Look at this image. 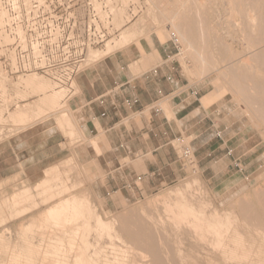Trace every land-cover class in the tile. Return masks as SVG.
Listing matches in <instances>:
<instances>
[{
  "label": "bare ground",
  "instance_id": "1",
  "mask_svg": "<svg viewBox=\"0 0 264 264\" xmlns=\"http://www.w3.org/2000/svg\"><path fill=\"white\" fill-rule=\"evenodd\" d=\"M92 2L94 9L98 11L100 16L102 15L104 18L105 15L106 20L111 18L110 24L119 33L107 40L102 49L95 50L89 47L86 55L88 61L96 62L138 40L145 32L143 28L144 19L146 21L148 16V20L151 18L156 23L154 31L156 30L159 37H167L168 33V38L174 39L182 47V53L185 54L183 56H189L194 61V66L197 68L194 74L199 79H205L211 73L216 74L217 77L212 82L214 90L202 98L204 106H210L217 99L232 93L233 99L243 103L246 113L251 119H255L253 121L262 122L264 120V0H247L250 4H248V9L245 12L241 10L239 15L232 12L234 8H228L231 6L229 4L235 0H227L225 5H227L226 9L229 10V14L226 16L232 21L231 26L241 27L239 35L242 36V39L240 38L242 42L250 41L254 44L241 47L247 53L250 51L248 53L250 56L241 55L239 57L234 54L230 44L224 42V47H220L218 50L220 53H224L225 56L222 55L224 58L226 54L229 56L223 62L211 61L213 56L206 53L207 48L195 45L193 38L196 31L189 28L187 19L184 20L185 17L183 19L180 15L179 9L181 7L193 6L194 17L191 19L198 27V32H196L198 40L204 44L207 37H213L217 40L220 36L219 32H222L216 30V28L223 26L217 22L221 17H219L220 14L213 15L205 9V0H158L160 5L166 4L165 12L161 8V20L153 15L155 9L159 8V4L152 2V7L149 6L146 16L139 17L134 22L127 12V7L129 4H138V0H103V4L97 0H92ZM153 4L155 5L153 6ZM102 5L107 10L109 9L107 13H102ZM175 7H178L177 11H175ZM136 13L134 8L133 14ZM205 22L209 26L208 31L204 29ZM165 23H167L168 29L162 27ZM7 25H9L7 14L0 5V53L9 52V64L16 68L15 59L17 55L8 48L13 43V39L10 40V35L14 36L15 34L6 28ZM225 26L230 25L225 24ZM223 28L225 30V27ZM14 30H18L19 35L23 33L20 27ZM227 34L229 35L230 32L228 31ZM229 40L228 42L231 43ZM149 45H152L150 39ZM138 49L142 56V60L139 61L140 65L145 67L153 60V56H147L140 44H138ZM152 55L157 58L155 50H153ZM224 62H226V66L221 69ZM5 73L10 76L17 75L9 69L0 68V126L12 124L15 127H26L48 113H58L57 118L55 117V124L58 125L59 129H63L70 139L76 136L77 128L72 116L60 111L62 109L61 103L67 94L66 89L62 87L63 85L45 79L38 72L18 73L19 75L16 76L18 81L13 84L16 96L25 98L31 93L38 95V99L31 103L19 104L15 102L14 109L10 110L7 105L9 95L6 90L8 75ZM20 88L23 91H19ZM75 88L77 87L75 86ZM251 105H259L260 108L256 110L252 107V109L248 108ZM181 138L184 145L190 148L191 156H193L190 142L185 143V137ZM91 144L98 150L95 140H92ZM174 145L178 157L181 159V146L177 139L174 141ZM66 167L52 166L45 170L44 178L32 189L28 187L20 189L8 199L4 198V201L0 199V220L5 215L19 214L21 211L19 207L22 204H26L29 210H36L37 216L40 217H37L39 221L37 220L38 224L35 226L38 232L37 237L39 236L42 246L44 243L47 244L46 249L41 252L37 246H34L24 237L27 232L24 231L23 234L22 231L21 234L24 237L22 249L6 247L4 252L7 253V263L0 261V264H33L34 261L37 264H95L96 259V264L101 259L106 264L111 260L114 261H111L113 264H218L217 262H221L220 264H264V189H260V192L255 194L254 201L244 195L240 201H231L228 205L226 204L227 207L217 208L211 207V205L209 207L208 201L199 197L201 184L199 179L194 176L178 188L154 196L146 202L144 208L140 207L138 213L129 212L126 217H121L120 229H116L118 220H114V225L113 219H102L99 214L92 210L83 195L75 193L76 184L69 181ZM262 185L264 186V184ZM254 191L256 190L254 189ZM145 208L146 210L156 208V211L151 213ZM29 222L33 223V219ZM49 228H52L51 232L54 230L52 236L54 235L55 239L52 237L54 241L51 242L52 244H48V240L46 241V238L50 236L48 234ZM30 230L31 228H29ZM90 233H93V239L95 237L96 242L93 241L94 243H102V239H104L109 241L110 243H108L112 247L111 249L107 244V248L104 246L106 250H102L104 243H98L100 247L92 251L97 257L94 258V262L85 257V248L89 242L86 237ZM69 234L72 237L77 236L81 244L74 245ZM113 239H119V245L120 242L122 243L120 249L114 245L115 242L112 243ZM62 243H65L68 250H74L73 261H68L65 258L59 259V256L58 258L55 257L61 252ZM81 245L83 247H80ZM107 249L108 252L111 250L112 253L114 252L111 253L112 259L108 260V254V258L103 259ZM101 250L104 255L99 259ZM101 264L105 263L102 262Z\"/></svg>",
  "mask_w": 264,
  "mask_h": 264
},
{
  "label": "rangeland",
  "instance_id": "2",
  "mask_svg": "<svg viewBox=\"0 0 264 264\" xmlns=\"http://www.w3.org/2000/svg\"><path fill=\"white\" fill-rule=\"evenodd\" d=\"M97 1L99 3L102 2L103 4V0H97ZM205 1L206 2H205L204 7L206 10L211 12V14L213 15H218V14L221 15V16L219 15V17L221 18L217 22L220 25L222 24L223 26L216 28L217 31L218 30L222 31V32L218 31L221 37L219 36L217 40L213 37H207L205 39V44L203 42H200L197 37L198 34L196 33L198 32V27L196 23L191 19V17H194V12L192 10L193 6L190 5V7H181L179 9L180 15H182L181 17H183V19L185 17L184 20L187 19V26L189 28H192L194 31H196L194 35L195 37L193 38V42L195 43V45L206 47L207 48L206 53L211 54L213 56V59L211 60L213 62H223L226 60V57L229 56L228 54H226V57L224 58L225 56L224 53L222 54L218 50L220 47H224V42L227 44H230L229 46L232 48L235 55H238L239 57L241 55L242 56L246 55L247 57L250 56L248 54L250 51H248L247 53V51H243L242 48L245 46H250L254 43L250 41L246 43L242 42L241 41L242 36L239 35V30L241 29V27L231 26L232 21L229 20L226 16L229 14V10L226 9L227 5H225L227 4V0H214V1L205 0ZM51 2L70 7V9L67 12L65 11L66 14L65 13L64 14L70 17L71 20H73L74 18L78 22L75 28V31H74V36H75L74 39L76 40V42L74 41L72 42L70 52L76 51L77 43H79L80 41L82 42L83 40L86 41L88 38L104 36L102 43L90 47L95 50L102 49L104 43L107 40L115 37L119 33V31L114 30L113 26L110 24L111 18L110 19L108 18V20H106L105 15L103 18L102 15L100 16L98 14V11L94 9L92 0H53ZM152 2L153 3L156 2L157 4H159V8H157V10L155 9L153 15L156 16L159 20H161L160 19L161 18V15H160L161 8H162V11L165 12L166 4L160 5V3H158V0H150V2L149 0H138V4L136 5L129 4L127 7V12L131 16L132 22L136 21L139 17L146 16L149 6L150 8L152 7L151 6ZM248 4L249 3L247 2V0L243 2L239 0H235V2H233L232 4H229L231 6H228V8H234L235 11L232 10V12L233 13L235 12V14L239 15L241 13V10L245 12L246 9H248L249 7ZM154 5L155 4H153V6ZM134 8L137 11L136 14H133ZM177 10H178V7H175V11ZM107 11H109V9L107 10V8H105V6L102 5V13H107ZM108 17L110 16L108 15ZM146 18H147L146 21L144 19L145 25L143 24L144 25L143 28L145 30L144 34L138 40L130 43L128 46H135L138 49V44L140 43L144 44V42H146L149 45V39H150V41H152L156 46L161 44L164 47H172L174 52H172L171 54V57L172 56L173 57L170 59V61L175 62V65H176V68L178 69L179 74L185 81L184 83H188L189 87H195L198 89V92L196 91L197 92L196 96H197V99H199L200 103L202 104V97L204 95H202L200 91L202 89L207 94L214 90V86L212 82L215 81L217 77L216 74L211 73L205 79H199L197 75L194 74L195 69H197L194 66V61L189 56H186V57L183 56L184 53H182V47L179 46L178 43H176L179 49V52L177 53L170 42L172 38L171 37H170L171 39L168 38V33H167V37L166 36L159 37L156 33V30L154 31V29H156V26H155L156 23H154V21L150 18V16H149L150 18L149 20H148V16ZM182 23L184 24V22ZM239 23H240V20H239ZM225 24L230 25L228 26L229 28L225 26ZM204 25H205L204 29L208 31L209 26L207 22H205ZM162 27L164 29L165 27L166 29H168L167 23L163 24ZM223 27H225V30H223L224 29ZM67 31H70L69 28H67ZM228 31L230 32L229 35L227 34ZM165 37H166V40H165ZM229 39L231 40V43L228 42ZM247 40H250V39H247ZM149 47L152 48V45L151 46L149 45ZM87 49H86V53L84 56V61L79 66V69H80L79 73H81L83 70L92 66L95 63L93 61H88V58L86 56L87 51H88ZM152 62L153 60L149 64H151ZM149 64L145 67H142L141 70L134 69L133 71L136 73L145 71L147 67L149 66ZM133 66H135V64H133ZM133 66H131V69ZM223 66H226V62H224V65H222L221 69L223 68ZM5 74L8 75V73H5ZM38 74H41L45 79L53 80L52 77H50L49 75L42 74L39 72ZM18 75L19 74L15 76L8 75L6 78V87H7L6 90H7V94L9 95L7 105L10 110L14 109L15 102L19 104H23L25 102L31 103L38 99V95H34V94L32 95L31 93H29V95L25 98H19L18 96H16L15 88L13 84L18 81V78H16V76ZM75 78L70 82V85L68 83L62 86L63 88L66 89L67 94H66L65 99L61 103L62 109L60 111L65 112L70 116H72L73 114L69 108V101L78 92V89L75 88L76 86ZM19 91H23V89L20 88ZM233 98L234 97L232 93H228L222 98H219L216 101H214V103H212L210 106L209 105L204 106L202 104V106L205 109L207 110L210 109V113H213V111H215L213 114L218 119V122L220 124L222 123L223 125H225V128L228 127L227 129L228 131L231 132V135H221L222 140L215 138L214 135H202V139L199 141L198 144L199 145L202 144L204 146H202L201 148H198L197 151L191 143L192 138L191 137L185 138V143L190 142L193 156L191 157L192 158L191 163L189 162L182 163L184 164L183 165L184 175L177 182L172 183L170 185H166L162 187L161 189H158L151 193H142L141 195H139L136 192L133 193L132 191L129 192L128 194V190L126 192V190L124 191H113V190L104 191L103 189H101L100 188L101 180L97 179L95 165H92L90 163L86 164V162H82L80 154L77 151V147L80 144L85 143L86 139L83 135H80V130L76 124L75 126L77 128V134L73 139H70L67 135H64L66 137V143L64 145V148L66 149V156L61 161L49 166L47 169L55 165L59 167L67 166L66 169L68 171L67 174L69 177V181L76 184L75 193L76 194L80 193L81 195H83L84 198L87 199L88 204L92 208V210H94L95 213L99 214L102 219L104 220L113 219V221L118 220L116 223V225L118 224L116 226V229L119 228L120 222L122 223V220H120L121 217L122 218L123 216L126 217V215L129 212L138 213L139 212L138 210L140 209V207L144 208L146 202L151 200V198H153L154 196L160 193L167 192L170 189L178 188L184 183L190 181L191 178H193L194 176L199 179L200 184H201L200 186L201 194L200 192H198V194H200L199 197L200 199L202 198L205 199L204 201H208L209 207L211 205V207L214 206L217 208H223L226 206V204L228 205V203L231 201L232 202L240 201L244 195H247L248 199L254 201L256 198L257 192L258 191L260 192V189H264V186L262 185L264 184V120L262 122L253 121L255 119H251V117H249V115L246 113V109L244 105H242L243 103L237 102ZM19 99L22 101H20ZM168 99L159 102L155 106L160 107L161 110H163L165 116L169 119L171 118L172 114L170 113V108L166 106L168 105ZM0 104H1V93H0ZM251 107L254 110L260 108L259 105H255V106L251 105L248 108L252 109ZM57 116H58V113H48L45 116L39 118L38 120L32 122V124L26 127H17V126L15 127L12 124H4L0 126V142L12 136H15L14 134L18 133L19 131H22L36 124L43 123L45 121L56 123ZM61 131L64 132L63 129ZM238 132H240L239 135H232L233 133H238ZM228 150L232 151L231 156H228L227 154ZM96 152L97 154L99 153L98 150H96ZM89 160L90 159H88V161ZM124 162L127 164L128 160H125ZM44 174H45V170L40 174H36L34 179H29L23 174V172H21L20 174H16L13 177L0 180V199H3L4 201L5 200L4 198L8 199L14 192H19L20 189H24L27 187L29 189H32V187H34L35 184H37L44 178ZM100 177L103 178V174H101ZM259 177H261L262 179ZM137 186L140 187L141 185L137 182ZM254 189L256 191H254ZM19 208L21 210L19 214H13V215L10 214L8 216L5 215L4 218L0 220V261H2L3 263H5V261L7 263V258H6L7 253L4 252L5 248L14 247L17 250L18 249L21 250L23 246L22 241L24 237H26L28 241L34 244V246H37V248H39L41 252L43 249L44 250L46 249L47 244L43 242L44 246H42V242H40L39 236L37 237L38 232L35 229V226L36 224H38V221H39L38 218H40L37 216V213H36L37 211L29 210V207L26 206V204H22ZM148 209L149 210H146L145 208L146 211L151 212V213H155L156 211L155 210L156 208H153V209L148 208ZM31 219H33V223L29 222ZM114 225H115V221H114ZM29 228H31L30 231H29ZM49 230L50 231L48 232V229H47V232L50 236L47 235L49 236V238H46V241L48 240L47 241L48 244L49 243L52 244L51 242H54L53 238L55 239V236L54 235L52 236V233H54L53 232L54 230L52 232H51L52 228H49ZM22 231H23V234H24V231L27 232L24 235V237H23V234H21ZM92 234L90 233L88 234L89 236L86 237L89 242L87 243L88 247L86 246L85 248V257L88 260L92 259L94 262L95 261L94 258H97V257L92 251L96 250V248L100 247V245L98 246L99 242L97 243L93 242L95 241V237L93 239ZM69 235L73 239L72 241H74V245L81 244L80 241H78L77 236L72 237L71 234ZM121 236H123V234H121ZM51 238H52V241H51ZM102 240H103L102 243L101 242L99 243V244L104 243L102 247L106 246L107 248L108 246H110V248L112 249L111 245L109 244L110 243L109 241L104 240V239ZM118 240L119 239H116V240L113 239L112 243L115 242L116 244L114 245H116V247L119 248L120 245H122V243L120 242V245H119ZM37 242H39L40 244ZM91 243L92 244L94 243L93 244L95 245L94 249ZM62 244H63V248L61 245V248H62L61 252L62 250L63 252L62 253L59 252V254L55 257L58 258L59 256V259L65 258L68 261H73L74 260V257H73L74 250L73 249L68 250L65 243H62ZM80 247H83V246L81 245ZM106 248L104 247L102 248V250L104 249L106 250ZM102 250H101V254L98 256L99 259L102 258L104 254L105 256L103 257V259L105 257L106 258L109 257L108 260L112 259L113 257L111 255L112 250L111 252H108V249H107V251H105L104 254L102 253ZM61 254L64 256H62ZM49 255L51 256L52 254H49ZM92 260H89V261H92ZM101 260L97 264H101L102 262L106 264V262H104L103 260L101 261ZM96 261H95V264H96ZM110 262L108 261L107 264H109ZM217 263L220 264L221 262H217ZM33 264H37L36 261H34ZM110 264H113V263L111 262Z\"/></svg>",
  "mask_w": 264,
  "mask_h": 264
},
{
  "label": "crops",
  "instance_id": "3",
  "mask_svg": "<svg viewBox=\"0 0 264 264\" xmlns=\"http://www.w3.org/2000/svg\"><path fill=\"white\" fill-rule=\"evenodd\" d=\"M140 46L147 56H153L145 71H133L141 70L142 56L137 47L127 46L79 73L75 78L78 92L69 101L73 120L86 139L77 151L82 162L95 165L104 191L128 190V194L141 195L175 183L184 175L176 139L191 137L197 151L204 146L198 144L202 135H231L228 127L218 122L215 111L210 113L197 96H191V91L197 93L198 89L184 83L175 62L170 61L172 47L153 42L152 48L146 42ZM200 93L208 94L202 89ZM167 99L172 114L169 119L163 110L158 115L153 111ZM126 100L138 103L127 106ZM14 135L0 142V180L21 172L34 179L66 156V134L55 122L45 121ZM92 140L98 154L89 143Z\"/></svg>",
  "mask_w": 264,
  "mask_h": 264
},
{
  "label": "built area",
  "instance_id": "4",
  "mask_svg": "<svg viewBox=\"0 0 264 264\" xmlns=\"http://www.w3.org/2000/svg\"><path fill=\"white\" fill-rule=\"evenodd\" d=\"M51 1L53 0H0L1 8L9 20L6 28L15 34L10 35L13 43L8 48L17 55L16 68H13L9 64V52L0 53V68L9 69L14 74L39 72L49 75L59 85H65L80 72L79 66L84 61L86 49L102 43L104 36L80 41L76 51L70 52L72 42H76L74 31L78 22L65 15L70 7ZM17 27L23 31L22 35L14 30ZM170 42L178 53L175 40L171 39ZM190 94L196 98L195 92L191 91ZM137 103V100L126 102L129 106ZM153 109L157 115L162 113L158 106ZM216 137L221 139L220 132ZM177 142L181 146V161H191L190 148L184 145L182 138H178ZM227 154L231 156L232 151L228 150Z\"/></svg>",
  "mask_w": 264,
  "mask_h": 264
}]
</instances>
